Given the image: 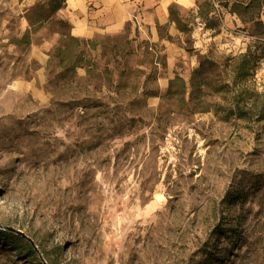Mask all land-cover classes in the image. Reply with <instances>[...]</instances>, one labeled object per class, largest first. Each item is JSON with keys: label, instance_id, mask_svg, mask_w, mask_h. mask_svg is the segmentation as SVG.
<instances>
[{"label": "rangeland", "instance_id": "obj_1", "mask_svg": "<svg viewBox=\"0 0 264 264\" xmlns=\"http://www.w3.org/2000/svg\"><path fill=\"white\" fill-rule=\"evenodd\" d=\"M251 1L80 39L53 0H0V264H264Z\"/></svg>", "mask_w": 264, "mask_h": 264}, {"label": "crops", "instance_id": "obj_2", "mask_svg": "<svg viewBox=\"0 0 264 264\" xmlns=\"http://www.w3.org/2000/svg\"><path fill=\"white\" fill-rule=\"evenodd\" d=\"M197 0H66L60 15L70 25L71 35L93 39L122 32L137 20L151 30L160 24H171V7H196ZM174 29V28H173Z\"/></svg>", "mask_w": 264, "mask_h": 264}, {"label": "trees", "instance_id": "obj_3", "mask_svg": "<svg viewBox=\"0 0 264 264\" xmlns=\"http://www.w3.org/2000/svg\"><path fill=\"white\" fill-rule=\"evenodd\" d=\"M259 5H260V2L258 0L257 1L252 0L247 5L235 3L232 6V12L236 13L240 18L243 19V21L244 20L246 21L247 19L244 18L245 14H247L250 9H253V8L258 9ZM65 6H66V4L64 1L53 0V12H56L62 8H65ZM170 13H171V22H174L178 25L179 24V19H178L179 17H178V13H177L174 6L171 7ZM251 16H253V17H251L250 21L254 20V15H251ZM72 38H74V37H72ZM57 51L62 52L61 49H57ZM13 240H14V242L19 243V244H21L23 242V240L21 238H15ZM26 248H27V251L30 252L32 255L35 254L30 245L26 246ZM17 249H19V248L17 247Z\"/></svg>", "mask_w": 264, "mask_h": 264}, {"label": "water", "instance_id": "obj_4", "mask_svg": "<svg viewBox=\"0 0 264 264\" xmlns=\"http://www.w3.org/2000/svg\"><path fill=\"white\" fill-rule=\"evenodd\" d=\"M18 233H20V232H18ZM20 234H22V233H20Z\"/></svg>", "mask_w": 264, "mask_h": 264}]
</instances>
